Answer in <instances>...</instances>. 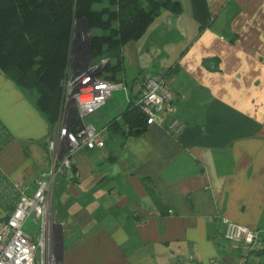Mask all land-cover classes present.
Returning a JSON list of instances; mask_svg holds the SVG:
<instances>
[{"label": "crops", "instance_id": "obj_1", "mask_svg": "<svg viewBox=\"0 0 264 264\" xmlns=\"http://www.w3.org/2000/svg\"><path fill=\"white\" fill-rule=\"evenodd\" d=\"M179 1L180 13L162 10L123 46L124 67L134 60L140 71L164 73L177 112L140 133L115 132L111 122L123 126L141 97L132 84L127 106L111 110L113 93L87 118L106 144L77 152L72 171L56 178L60 264H234L225 219L264 236V0ZM37 96L0 70V123L11 136L0 176L29 193L52 165ZM8 213L0 205V218ZM254 261L264 264V252Z\"/></svg>", "mask_w": 264, "mask_h": 264}, {"label": "trees", "instance_id": "obj_2", "mask_svg": "<svg viewBox=\"0 0 264 264\" xmlns=\"http://www.w3.org/2000/svg\"><path fill=\"white\" fill-rule=\"evenodd\" d=\"M105 1L108 5L95 8ZM182 9L179 0H0V70L27 91H36V106L52 133L63 113L77 20L84 19L90 28L93 59L109 60L103 77L116 81V72L124 68L123 46L140 39L162 10L178 14ZM119 123L114 119L110 127L123 134L125 126L135 134L148 125L136 102L123 113V126ZM10 140L0 123V151ZM13 194L0 201L9 213L16 208L18 195Z\"/></svg>", "mask_w": 264, "mask_h": 264}, {"label": "built area", "instance_id": "obj_3", "mask_svg": "<svg viewBox=\"0 0 264 264\" xmlns=\"http://www.w3.org/2000/svg\"><path fill=\"white\" fill-rule=\"evenodd\" d=\"M103 64H93L78 75L76 92L70 97L73 112L48 135L46 143L52 165L36 178L32 193L20 181L1 176L4 180H0V201L5 203L6 197H13V193L18 196L13 212L8 218H0V264H60L56 238L62 222L56 218L52 206L56 178L71 171L77 152L105 146L104 129L96 128L87 118L103 107L116 90H127L124 83L101 77ZM138 82L136 91L142 94L136 103L146 115L148 125L175 116L178 97L164 73L146 71L140 74ZM32 217L33 223L25 229ZM33 225L36 229L30 230ZM224 235L238 246L234 264H256L255 255L264 251V236L259 230L225 219ZM194 260L177 257L174 264H193ZM220 263V257H213L208 264Z\"/></svg>", "mask_w": 264, "mask_h": 264}, {"label": "rangeland", "instance_id": "obj_4", "mask_svg": "<svg viewBox=\"0 0 264 264\" xmlns=\"http://www.w3.org/2000/svg\"><path fill=\"white\" fill-rule=\"evenodd\" d=\"M105 5H108V1H105L104 3L95 4V8L100 10ZM91 38H92V33L89 29V26L87 25V22L84 19L77 20L75 24L74 40L72 44L69 74L64 83L65 84V100H64V105H63L62 117L59 123L60 126L64 124L67 116L73 112L74 103L72 102L70 103V97L74 92H76V89H77L76 79L78 78V75L83 73L88 67H91L93 64H103V63L104 64L102 65L100 69V75H102L101 77L105 75L106 66L109 60L108 58H103L100 61H96L93 59V54L91 51ZM136 65H137V62H135L134 60L128 61L122 70H119L116 72L117 80H118V77L125 78L127 81V85H128L127 87H129V89L132 84L133 85L139 84L138 77L140 76V74H142L145 71H152V70H146V69H144L145 71L144 70L140 71L141 69L138 70L136 68ZM152 72L154 73V71ZM117 80L115 82L123 83ZM114 93L116 96L111 102L112 103L110 107L111 110L115 108V103L117 104L125 103L126 106L128 105V103L125 100V95H126L125 90L119 89V90H116ZM119 97H121V99ZM33 221H34V218L33 217L30 218L27 225L25 226V229L29 228V225L33 223Z\"/></svg>", "mask_w": 264, "mask_h": 264}, {"label": "water", "instance_id": "obj_5", "mask_svg": "<svg viewBox=\"0 0 264 264\" xmlns=\"http://www.w3.org/2000/svg\"><path fill=\"white\" fill-rule=\"evenodd\" d=\"M88 25V24H87ZM90 29V28H89Z\"/></svg>", "mask_w": 264, "mask_h": 264}]
</instances>
